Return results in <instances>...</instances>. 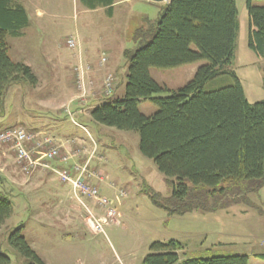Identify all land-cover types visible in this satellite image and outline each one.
<instances>
[{
    "label": "rangeland",
    "instance_id": "374dc122",
    "mask_svg": "<svg viewBox=\"0 0 264 264\" xmlns=\"http://www.w3.org/2000/svg\"><path fill=\"white\" fill-rule=\"evenodd\" d=\"M117 1V10L111 15L105 9L89 10L79 0H25L31 21L21 34H8V52L14 61L30 65L38 81L34 84L23 78L9 86L0 108V132L19 126L35 131L43 129L45 134L63 141L56 140L58 145H72L70 140L77 139L80 144L76 146H85L83 150L87 156L96 149L97 157L91 166L104 178H96L94 183L101 198L113 200L116 213L109 218L105 232L95 231L90 215L107 216L105 206L82 191L75 193L70 183L65 184L51 171L48 172L50 178L42 179V183L36 181L40 186L33 189L31 184L36 176L31 178L30 184L26 176L39 169L26 173L18 165L11 146L0 144L15 157L14 163H9V174L0 170V190L8 194L13 203V212L0 231V251L11 257V264H26L25 257L9 241L10 233L24 225L22 234L46 264H141L153 242L170 239L185 245L186 258L252 256L264 252V214L258 209L239 203L212 212L196 211L184 216L168 214L166 209L155 204L154 197H170L175 178L163 173L152 158L142 153L139 132L89 120L93 105L125 97L129 58L123 48L134 49L144 43V35L137 37L135 34L139 27H144L150 39L149 29L168 5L165 1L157 5L150 0ZM236 1L239 28L231 70L241 81L247 99L255 103L264 100V57L257 56L249 46L247 0ZM254 5L264 6V0H254ZM82 43L86 55L87 52L92 56L100 54L102 64L108 63L110 58L101 49H115L118 72L113 74L114 95L103 96L109 76L99 87L92 75L93 66L84 62ZM76 49L75 63L69 53ZM103 56L107 57L106 62L102 61ZM203 63L152 68L151 73L162 86L178 90L194 78ZM79 65L85 68L82 70ZM76 67L85 72L83 77L93 84L94 94H90L91 87L86 82L89 93L84 99L79 98L82 75ZM235 82L232 73L223 74L207 82L205 90ZM167 94L161 92L156 96ZM62 104L66 115L60 108L54 109ZM69 105V112L82 107L87 110V113L77 112L74 116L85 128L74 123V114L66 110ZM140 109L146 115L157 111L150 100L141 102ZM54 164L59 170L71 168L58 161ZM38 173L41 177L45 172ZM243 184L256 188L247 193L248 199L264 210V181Z\"/></svg>",
    "mask_w": 264,
    "mask_h": 264
},
{
    "label": "trees",
    "instance_id": "16d2710c",
    "mask_svg": "<svg viewBox=\"0 0 264 264\" xmlns=\"http://www.w3.org/2000/svg\"><path fill=\"white\" fill-rule=\"evenodd\" d=\"M79 1L89 10L108 7L112 15L116 0ZM247 7L249 46L257 56L264 57V6L247 0ZM238 14L236 0H171L149 29L151 38L144 30V43L125 52L129 58L125 97L95 104L90 110L94 122L138 131L142 153L175 178L170 197H154L155 204L170 215L212 212L239 203L264 214L248 199L247 193L256 188L243 184L264 181V100L251 103L231 70ZM30 21L22 1L0 0V108L9 86L23 78L34 84L38 81L30 65L14 61L8 52V34H21ZM200 61L204 63L194 78L178 90L162 86L151 73L152 68L168 69ZM230 73L235 77L234 84L205 90L207 82ZM161 92L169 94L156 96ZM144 100L157 107L154 114L141 111ZM12 212L10 197L0 190V231ZM23 227L10 233V243L25 257L26 264H46L22 234ZM184 249L176 239L155 241L141 264H249L251 260L248 254L182 259ZM256 256L264 259V253ZM11 261L6 252L0 251V264Z\"/></svg>",
    "mask_w": 264,
    "mask_h": 264
},
{
    "label": "built area",
    "instance_id": "2783aa9c",
    "mask_svg": "<svg viewBox=\"0 0 264 264\" xmlns=\"http://www.w3.org/2000/svg\"><path fill=\"white\" fill-rule=\"evenodd\" d=\"M72 44H75L73 39H70ZM102 61L106 62L107 57L103 56ZM80 69L83 70L85 68L82 65H79ZM78 66V67H79ZM76 67L78 70L79 68ZM79 71V70H78ZM80 72L81 79V87L82 93L79 95V98L84 99L88 95V90L86 82L91 87L90 94H94L92 92L93 84L87 81L83 76L85 72ZM109 79L106 81V85L103 91V96L110 97L114 94V87L112 84L114 75L109 74ZM71 109L70 105L67 107V112L72 115L73 121L76 125L84 127L81 123H79L75 119V114L85 112V108H81L80 110L69 112L68 110ZM85 128V127H84ZM0 144H5L7 146H11V148L16 153V161L19 166L26 173H33L37 169H48L52 172L56 173L58 176L61 177L62 181L67 184L70 183L73 187L75 193L79 191L85 195H89L90 197H95L97 201L105 206V213L107 216L96 217L94 214L91 213L90 218L93 221L94 230L97 232H105V226L109 222V218L115 215L116 209L112 206L113 200H109L107 198H101L99 196V188L94 183L96 178L102 180L104 177L99 173L97 169L91 168V162L94 158L97 157L95 155L96 149H94L91 154L88 155V159L84 164L77 162L79 156L83 153L82 149H75V150H66L65 145H58L56 143V139L49 136L43 135L41 136L40 132L35 130L28 129L23 126L15 127V128H8L0 132ZM58 159V161L65 162L64 165H69L71 167L69 170H59L57 167L51 163L52 160Z\"/></svg>",
    "mask_w": 264,
    "mask_h": 264
},
{
    "label": "crops",
    "instance_id": "0c3cea01",
    "mask_svg": "<svg viewBox=\"0 0 264 264\" xmlns=\"http://www.w3.org/2000/svg\"><path fill=\"white\" fill-rule=\"evenodd\" d=\"M20 1H22L24 4H25V6H26V3H31V1H26V3H25V0H20ZM146 2H149V1H147L146 0ZM151 2H153V1H151ZM117 3H118V1L116 0L115 1V3L113 4V8H112V10H113V14L112 15H114V13L116 12V10H117ZM166 3L167 4H169L170 2L169 1H166ZM153 5H157V4H159L158 2H154V3H152ZM26 8H27V6H26ZM99 9H105V10H108V7H102V8H98V9H95V10H99ZM27 10H28V8H27ZM95 10H93V11H95ZM161 15V14H160ZM160 17V16H159ZM159 17H158V19H159ZM158 21V20H157ZM157 23V22H156ZM156 23H154V25H152V27L153 26H155V24ZM137 31H136V36L137 37H139L141 34H142V32L144 31V27H139V28H137L136 29ZM81 49H82V51H83V58H84V62L87 64V62L90 64V65H92L93 66V68H94V71H93V77H95V80H96V83H98V85H100L99 87H101L102 86V84H103V81L105 80V78L107 77V75H109V74H114V73H116L117 74V67L115 68V63H116V55H114V53H115V49L114 48H111V49H109V50H107L105 47L103 48V49H101V51H103V52H106L108 55H109V58H110V61L108 62V63H101L100 62V54H98V55H96V56H92L91 54H89V52H87L88 54L86 55L85 53H84V44L82 43V47H81ZM129 48H127V46L126 47H124L123 48V52H124V54H125V52H126V50H128ZM77 50L78 49H76V50H74L73 52H70L69 53V55L74 59V62L76 63L77 62V57H76V52H77ZM86 52V51H85ZM117 53H119V52H117ZM83 61V60H82ZM79 62H80V59H79ZM83 62V63H84ZM97 101H99V100H97ZM96 101V102H97ZM95 102V103H96ZM64 105L62 104L60 107H59V105H57L56 107H54V109H59V110H61L60 112H64V114L66 115L67 113L65 112V110H64V107H63ZM59 112V111H58ZM86 113H87V110L85 111ZM77 114V113H76ZM86 118V117H85ZM89 120L90 121H93L92 120V118H91V115H90V117H89ZM35 130V129H34ZM37 132H40L41 133V136H43V135H47V134H45L46 133V131L45 130H43V129H41V130H36ZM50 136V135H49ZM53 138H55L57 141H61V142H63L62 140H60V139H58V138H56V137H53ZM71 142H72V145L70 144V145H66L65 143H63L64 145H65V148H66V150L68 151V150H75V149H73V148H76V149H82V151H83V155H80L79 156V158L77 159V162H79V163H81V164H84L85 162H86V160L88 159V156H87V152H85V150H83L84 148H85V146H76V143H79L78 142V140L77 139H73V140H70ZM80 144V143H79ZM88 150H92L91 148H89ZM11 159H13V161L11 160ZM14 160H15V157H14V153L13 152H10L9 151V149H2V147H0V170L5 174H9V172H10V170H9V163L10 164H12V162L14 163ZM94 160V159H93ZM93 163V161L91 162V164ZM91 166V165H90ZM91 168H93L92 166H91ZM94 169V168H93ZM99 170L100 169H102L101 167L100 168H98ZM39 171H44L45 173H44V175H40L41 177H39L38 176V172ZM51 170H48V169H42V168H40L39 170H37L34 174H32L31 176H26L28 179L26 180L27 182H28V184H30L32 181H31V178L33 177H35V179H34V182H32V184L31 185H33L32 186V188L33 189H38V185L40 186V184H38V182L40 181L41 183H42V179H46L47 177H49V175H48V172H50ZM52 172V171H51ZM11 175H12V173H11ZM7 177H8V175H6ZM13 176V175H12ZM50 178V177H49ZM9 179V178H8ZM36 181H38V182H36ZM27 182H26V184H27ZM36 183H37V185H36ZM24 185V184H23ZM241 205V204H240ZM249 208V207H248ZM252 208V207H251ZM254 209V208H253ZM243 212H245V211H249V210H247V209H241ZM261 214V213H260ZM182 216H184V215H182ZM163 241V240H162ZM182 254H181V258L182 259H184V258H186L185 257V255H184V250L181 252ZM261 253H264V252H261ZM261 253H255V254H253L252 256H251V260H250V263L249 264H264V259H262V258H260V257H258V256H256V255H258V254H261Z\"/></svg>",
    "mask_w": 264,
    "mask_h": 264
},
{
    "label": "water",
    "instance_id": "95a60500",
    "mask_svg": "<svg viewBox=\"0 0 264 264\" xmlns=\"http://www.w3.org/2000/svg\"><path fill=\"white\" fill-rule=\"evenodd\" d=\"M150 1H153V2H158V3H160V2H166V1H169V2H171V0H150Z\"/></svg>",
    "mask_w": 264,
    "mask_h": 264
},
{
    "label": "bare ground",
    "instance_id": "6f19581e",
    "mask_svg": "<svg viewBox=\"0 0 264 264\" xmlns=\"http://www.w3.org/2000/svg\"><path fill=\"white\" fill-rule=\"evenodd\" d=\"M102 94H103V93H102ZM80 100H81V99H80ZM80 100H79V102H80ZM81 101H82V100H81ZM54 160H57V159H54ZM60 162H63V161L60 160Z\"/></svg>",
    "mask_w": 264,
    "mask_h": 264
}]
</instances>
